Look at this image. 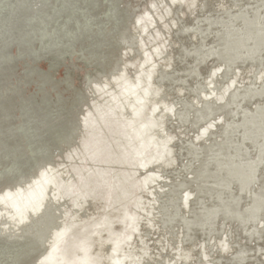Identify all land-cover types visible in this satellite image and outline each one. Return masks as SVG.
I'll use <instances>...</instances> for the list:
<instances>
[{
	"label": "water",
	"instance_id": "obj_1",
	"mask_svg": "<svg viewBox=\"0 0 264 264\" xmlns=\"http://www.w3.org/2000/svg\"><path fill=\"white\" fill-rule=\"evenodd\" d=\"M0 264H264V0H0Z\"/></svg>",
	"mask_w": 264,
	"mask_h": 264
}]
</instances>
